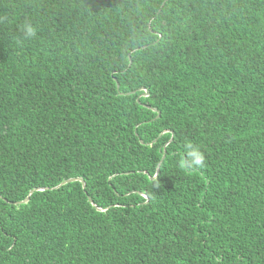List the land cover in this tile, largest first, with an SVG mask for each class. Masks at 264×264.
Returning <instances> with one entry per match:
<instances>
[{
    "label": "trees",
    "instance_id": "obj_1",
    "mask_svg": "<svg viewBox=\"0 0 264 264\" xmlns=\"http://www.w3.org/2000/svg\"><path fill=\"white\" fill-rule=\"evenodd\" d=\"M0 264H264V0H0Z\"/></svg>",
    "mask_w": 264,
    "mask_h": 264
},
{
    "label": "clouds",
    "instance_id": "obj_2",
    "mask_svg": "<svg viewBox=\"0 0 264 264\" xmlns=\"http://www.w3.org/2000/svg\"><path fill=\"white\" fill-rule=\"evenodd\" d=\"M35 29L31 26L27 27V35L29 37L34 36ZM186 157H182L179 161V167L182 169L191 168L192 170H198L205 167V154L199 146L194 145L192 142H186L185 144Z\"/></svg>",
    "mask_w": 264,
    "mask_h": 264
},
{
    "label": "water",
    "instance_id": "obj_3",
    "mask_svg": "<svg viewBox=\"0 0 264 264\" xmlns=\"http://www.w3.org/2000/svg\"><path fill=\"white\" fill-rule=\"evenodd\" d=\"M76 181L82 182V183L84 184V182H83L82 179H71V180L67 181L66 183L76 182ZM84 186H85V184H84ZM31 194H33V192H31ZM29 200H30V197H28V198L26 199L25 203L28 202Z\"/></svg>",
    "mask_w": 264,
    "mask_h": 264
}]
</instances>
